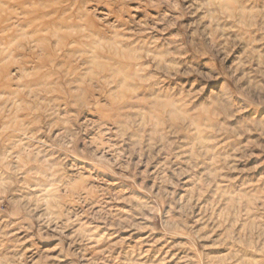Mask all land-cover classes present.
I'll list each match as a JSON object with an SVG mask.
<instances>
[{
    "label": "rangeland",
    "instance_id": "rangeland-1",
    "mask_svg": "<svg viewBox=\"0 0 264 264\" xmlns=\"http://www.w3.org/2000/svg\"><path fill=\"white\" fill-rule=\"evenodd\" d=\"M0 264H264V0H0Z\"/></svg>",
    "mask_w": 264,
    "mask_h": 264
}]
</instances>
